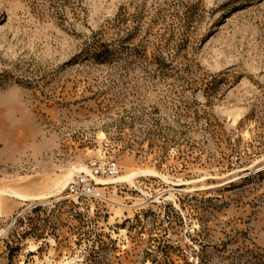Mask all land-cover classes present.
<instances>
[{
	"label": "rangeland",
	"instance_id": "1",
	"mask_svg": "<svg viewBox=\"0 0 264 264\" xmlns=\"http://www.w3.org/2000/svg\"><path fill=\"white\" fill-rule=\"evenodd\" d=\"M263 161L264 0H0V193L162 175L0 195V264H264Z\"/></svg>",
	"mask_w": 264,
	"mask_h": 264
},
{
	"label": "bare ground",
	"instance_id": "2",
	"mask_svg": "<svg viewBox=\"0 0 264 264\" xmlns=\"http://www.w3.org/2000/svg\"><path fill=\"white\" fill-rule=\"evenodd\" d=\"M85 167L86 168H82V167L80 168L81 173H79V174H76L77 170L70 172L69 177H68L69 178L68 181L70 182V180L73 178L74 175H80L81 176L82 173L89 174L91 172V169L88 166H85ZM262 170H264V161L259 163L258 165L250 167L248 170L244 171L243 175H251V174H254V173H256L258 171H262ZM139 175H150V176H158V177L162 176V175L160 176V174L154 170L141 169L138 171H133L131 173L125 174L123 176H118L117 178L101 180V182H103L102 184H114V183L125 182V181L133 182L134 178L136 176H139ZM215 177H217V176H215ZM221 177H223V176H221ZM209 178H213V177H209ZM226 178H229L227 180H231L230 177H228V176L223 177V179H226ZM197 181L198 180H193V181L186 182V183L193 184ZM68 183L61 186L55 193H51L48 195L46 194V195H42V196H38V197H31V196H27V195L19 193V192H13V191H7V190H2L0 195H10L8 197L16 198V199L22 200L24 202L29 201L27 208L25 210H23V211H26V210H30L32 207H34L37 204H43V203L49 202L51 198H55L56 200H58L60 198L62 199L63 194H64L65 190L67 189ZM176 185H178V184H176ZM216 185H217L216 183H207V182L202 181L199 184L194 185V186L196 187L195 189H197V188L198 189H206V188L214 187ZM194 186H193V188H194Z\"/></svg>",
	"mask_w": 264,
	"mask_h": 264
},
{
	"label": "built area",
	"instance_id": "3",
	"mask_svg": "<svg viewBox=\"0 0 264 264\" xmlns=\"http://www.w3.org/2000/svg\"><path fill=\"white\" fill-rule=\"evenodd\" d=\"M88 167L91 169L90 173L95 177V179L92 177L91 174L82 173L81 176L74 175L71 181L68 183L67 189L69 188L71 192H76V178H80V181L86 184V187L88 189V193H85V196L99 197L97 186L103 185L100 184L99 181L101 182V180H107L108 177L117 178L120 173L119 167L115 162H94L91 167Z\"/></svg>",
	"mask_w": 264,
	"mask_h": 264
},
{
	"label": "water",
	"instance_id": "4",
	"mask_svg": "<svg viewBox=\"0 0 264 264\" xmlns=\"http://www.w3.org/2000/svg\"><path fill=\"white\" fill-rule=\"evenodd\" d=\"M89 174H91V173H89ZM91 175H92V174H91ZM92 177L95 179V177H94L93 175H92ZM70 181H71V180H70ZM99 183L102 184L103 182H100V181H99ZM103 185H106V184H103Z\"/></svg>",
	"mask_w": 264,
	"mask_h": 264
}]
</instances>
